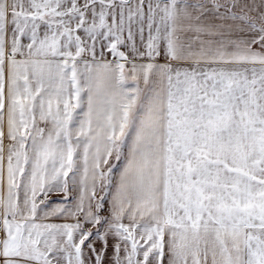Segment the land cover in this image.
<instances>
[{"label": "snow or ice", "instance_id": "snow-or-ice-1", "mask_svg": "<svg viewBox=\"0 0 264 264\" xmlns=\"http://www.w3.org/2000/svg\"><path fill=\"white\" fill-rule=\"evenodd\" d=\"M0 264H264V0H0Z\"/></svg>", "mask_w": 264, "mask_h": 264}, {"label": "crops", "instance_id": "crops-1", "mask_svg": "<svg viewBox=\"0 0 264 264\" xmlns=\"http://www.w3.org/2000/svg\"><path fill=\"white\" fill-rule=\"evenodd\" d=\"M7 143V141H5ZM58 197H53V199H57ZM53 222H60V221H53Z\"/></svg>", "mask_w": 264, "mask_h": 264}]
</instances>
